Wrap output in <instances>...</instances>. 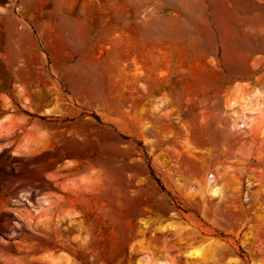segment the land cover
<instances>
[{
    "label": "rangeland",
    "instance_id": "374dc122",
    "mask_svg": "<svg viewBox=\"0 0 264 264\" xmlns=\"http://www.w3.org/2000/svg\"><path fill=\"white\" fill-rule=\"evenodd\" d=\"M0 264H264V0H0Z\"/></svg>",
    "mask_w": 264,
    "mask_h": 264
},
{
    "label": "bare ground",
    "instance_id": "6f19581e",
    "mask_svg": "<svg viewBox=\"0 0 264 264\" xmlns=\"http://www.w3.org/2000/svg\"><path fill=\"white\" fill-rule=\"evenodd\" d=\"M253 94H254V92H253ZM256 94H257V93H256ZM258 96H259V95H258ZM254 97H255V96H254ZM256 97H257V95H256ZM256 97H255V98H256ZM258 99H259V98H258ZM254 100H255V99H254ZM260 100H261V102H262V99H260ZM250 101H251V100H250ZM250 101H249V102H250ZM246 102H247V101H246ZM254 102H255V101H253V104H254ZM261 102H259V104H256V105H260ZM250 103H251V102H250ZM244 104H245V105L242 107V112H243L244 114H246V113H250V114H251L252 112H254L255 110H257V109H255V108H254V110H251L250 107H248V104H249V103L247 104V103L244 102ZM249 105H250V104H249ZM251 107H253V106H251ZM258 107H259V109H260L261 106H258ZM233 121H234V125H235L236 127L239 128V127H242V126H243V122L237 120V118H234ZM215 193H216V192H215V190H214V194H215Z\"/></svg>",
    "mask_w": 264,
    "mask_h": 264
}]
</instances>
